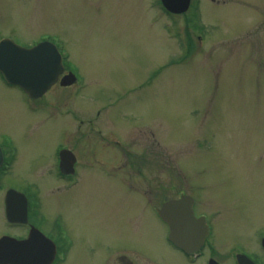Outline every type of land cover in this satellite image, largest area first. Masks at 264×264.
Returning <instances> with one entry per match:
<instances>
[{
  "label": "rangeland",
  "instance_id": "rangeland-1",
  "mask_svg": "<svg viewBox=\"0 0 264 264\" xmlns=\"http://www.w3.org/2000/svg\"><path fill=\"white\" fill-rule=\"evenodd\" d=\"M198 7L202 40L187 26L189 13L169 15L159 0H0V40L26 45L53 36L84 81L77 97L57 82L31 113L0 78V135L16 152L5 186L36 198L46 230L67 231L62 264H95L142 223L157 230L154 202L180 188L210 216L218 260L236 264L233 251L241 249L264 264V0ZM114 108L124 117L118 124ZM105 118L128 143L121 145L145 157L138 176L111 172L112 164L127 169L125 157L87 135L95 124L108 135ZM58 146L78 155L77 183L68 189L54 171ZM174 168L178 181L166 174ZM3 187L0 237L17 238L24 229L6 222Z\"/></svg>",
  "mask_w": 264,
  "mask_h": 264
},
{
  "label": "flooded vegetation",
  "instance_id": "flooded-vegetation-1",
  "mask_svg": "<svg viewBox=\"0 0 264 264\" xmlns=\"http://www.w3.org/2000/svg\"><path fill=\"white\" fill-rule=\"evenodd\" d=\"M72 87V86H71ZM6 88H11V86H7ZM70 88V87H69ZM17 89V88H16ZM67 89V88H65ZM17 91L20 93L21 101L24 102V107L29 105V108L31 110V113L35 112V108L37 109V105L40 103L43 104L44 98L49 92L41 96L37 99H31L27 97L23 92H21L19 89ZM43 100V101H42ZM42 101V102H41ZM117 109V108H116ZM115 114L117 115L118 110ZM100 112L97 114V117L100 118ZM119 114V113H118ZM121 119L114 118L113 121L122 122L123 116L119 114ZM84 119H80L78 122V125L85 126V122H83ZM106 125L108 128H111V132L107 135L102 129L101 126H98L95 124L96 132H93V129H91L87 135L90 133H94L101 139L100 141H103L106 145L109 144L111 146H114L117 150H119V158L125 157L124 164L126 165L127 169L123 170L119 167H115L113 164L110 166L109 169H111V172L114 171L113 169H117L116 171L118 173L120 172H133V176H138L142 173L143 167H141V163H144L145 157H141L140 155L135 153L132 150V147L129 145L128 148L121 145L119 142H122L118 139L117 136L113 135L112 132L117 129L116 126H112L111 119L105 118ZM87 123V122H86ZM75 125V126H78ZM89 125H92L91 122H89ZM130 132L133 131V126L127 127ZM107 137L109 139H112V143H109V140H107ZM124 143V142H122ZM128 144V143H124ZM119 146V147H118ZM71 147V145L69 146ZM69 147L66 148V146H58L55 149L54 158H55V165H54V171L58 175V177L64 181L66 184V188L72 187L74 184H76V177H77V166L79 165L78 162V155L73 154L71 150H69ZM0 148L3 152V164L0 168V188L3 187L4 191L6 192L11 185L5 186V178L8 176L9 171L11 170V164L13 159L15 158L16 152L13 146L12 139L8 136L0 135ZM60 150H66L68 153H66L64 160H63V172L60 170V160H59V152ZM134 157H139L140 161L133 162ZM96 158V156H95ZM96 160L99 162V166L104 167V165L100 162L99 159L96 158ZM117 164V163H116ZM115 164V165H116ZM132 174V173H130ZM167 175L177 179L175 175H177L176 168L172 169V171H167ZM135 179V177H134ZM172 179V178H171ZM130 185L129 188L132 189L136 193H140V189L137 187V185L134 183V180L130 179ZM178 181V179H177ZM149 187V190H155V188H152L154 186H151L149 183L147 185ZM185 190V191H184ZM4 192V193H5ZM141 194V193H140ZM5 195V194H4ZM26 196V195H25ZM190 197L192 199V211H193V217L195 220H198L199 217H204L207 223V226L209 227L210 233L208 238L206 239L205 243L203 244L202 248L200 249L198 254H189L181 250L180 248L176 247L173 243H171L168 239L169 236V227L165 223V221L160 218L157 214L159 209L162 207L164 203L171 200H179L181 197ZM142 197V194L141 196ZM27 204H28V222L27 223H9L6 220V215L4 214V218L6 222H8L10 225L17 226L19 228L24 229L23 234L17 237L18 240H23L27 238L29 234V230L33 226L36 228L40 233H42L46 239H48L50 242H52L55 245V256L54 261L52 264H62L65 262L66 253L71 247V241L68 236V233L66 230L62 228H57L56 226H52L49 230L45 229L44 222L39 219V213H38V202L35 197H27ZM163 197H159V200L155 201L154 204H158V206L154 210L155 217L157 218L159 224L157 225V230L154 231H148L146 230L147 225L142 223L139 226L138 231H136V236L134 237H128V239L125 242H122L124 245H121L122 243H118L114 247L110 248L109 254L100 255L97 257L95 264H196L199 260L201 261V264H210L211 262L213 264H224L223 261L221 262L218 260L215 255L211 252L214 250V243H213V228L211 225V218L207 214L203 212L197 213L195 210L196 207V200L194 198L193 191L190 189H179L178 195L175 198L172 199H166L162 200ZM141 203L143 205L142 198H140ZM147 202V201H146ZM160 202V205H159ZM154 204H151V202L145 203L144 207H151ZM148 205V206H146ZM3 208H4V199H3ZM184 217L182 215H178V218L180 219V224H178V227L180 230V234L187 235L192 232V229L196 227L195 224L189 223L186 220H184ZM187 219L190 221L191 217L187 216ZM5 235V234H4ZM3 236V235H2ZM49 247V246H48ZM238 249H235L233 251V255L236 256L238 254ZM60 256L59 259L57 256ZM254 261V260H253ZM90 264V263H88ZM237 264V262H236ZM256 264V263H255ZM258 264V263H257Z\"/></svg>",
  "mask_w": 264,
  "mask_h": 264
},
{
  "label": "water",
  "instance_id": "water-1",
  "mask_svg": "<svg viewBox=\"0 0 264 264\" xmlns=\"http://www.w3.org/2000/svg\"><path fill=\"white\" fill-rule=\"evenodd\" d=\"M170 13L180 14L187 10L189 0H161ZM0 73L8 84L20 87L27 95L36 98L44 94L62 73L59 57L49 44H40L30 50L14 47L3 41L0 43ZM70 80L64 76L61 85H68ZM1 162V157H0ZM25 204L15 192L6 195V215L8 221L23 222ZM159 215L168 223L171 241L187 252L197 250L203 239V229L199 223L187 219L188 202H170L162 207ZM195 224L193 233L179 235L180 219ZM182 231V230H180ZM49 245L38 235L31 233L28 240L16 242L12 239L0 240V264H47L52 256ZM264 247V240L262 241ZM238 264H246L238 258Z\"/></svg>",
  "mask_w": 264,
  "mask_h": 264
},
{
  "label": "bare ground",
  "instance_id": "bare-ground-1",
  "mask_svg": "<svg viewBox=\"0 0 264 264\" xmlns=\"http://www.w3.org/2000/svg\"><path fill=\"white\" fill-rule=\"evenodd\" d=\"M200 1V0H199ZM199 3V2H198ZM198 6V5H197ZM68 59H69V57H68ZM79 95V94H78Z\"/></svg>",
  "mask_w": 264,
  "mask_h": 264
}]
</instances>
